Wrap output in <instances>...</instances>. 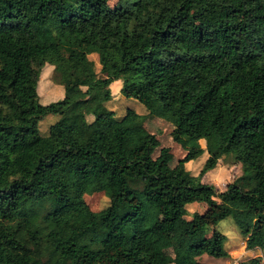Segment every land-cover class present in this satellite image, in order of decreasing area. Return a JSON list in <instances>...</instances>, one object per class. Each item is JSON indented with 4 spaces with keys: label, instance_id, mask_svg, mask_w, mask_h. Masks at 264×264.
<instances>
[{
    "label": "trees",
    "instance_id": "16d2710c",
    "mask_svg": "<svg viewBox=\"0 0 264 264\" xmlns=\"http://www.w3.org/2000/svg\"><path fill=\"white\" fill-rule=\"evenodd\" d=\"M112 1L0 0V264L226 260L218 226L229 218L248 250L264 251V0ZM47 65L63 97L43 104ZM117 81L173 126L187 151L177 169L144 115L117 120L110 93L92 101ZM205 152L194 177L186 164ZM221 162L252 170L256 188L203 183ZM96 193L109 199L99 212L85 200ZM187 216L189 245L174 259L155 236Z\"/></svg>",
    "mask_w": 264,
    "mask_h": 264
},
{
    "label": "rangeland",
    "instance_id": "374dc122",
    "mask_svg": "<svg viewBox=\"0 0 264 264\" xmlns=\"http://www.w3.org/2000/svg\"><path fill=\"white\" fill-rule=\"evenodd\" d=\"M115 3V0L112 1ZM96 64V71L100 73V63L98 55L90 56ZM54 67L47 65L41 73L38 93L43 104H49L60 100L63 97L62 88L54 81ZM123 82H114L109 87H102L92 94V101L103 100L104 97L110 93L111 100L105 102V106L115 113L117 120L122 119L128 110H134L139 115L146 117L143 125L152 134L156 135L161 141L162 148L171 149V157L169 166L175 170L179 167L180 161L187 155L179 144H176L172 139L173 126L167 121L157 118H148L147 109L144 105L135 99H129L122 95ZM59 117L55 115L48 116L39 124V130L42 135H48L50 126L58 121ZM203 148H206V141L200 142ZM160 149L156 152L155 158L158 157ZM208 159V153L205 152L200 158L193 160L186 164V169L192 176L198 177ZM203 183L213 185L218 192L226 191L232 183H237L244 190H253L257 186L255 174L252 170L239 165L231 166L224 162L219 163L218 167L211 172H208L204 178ZM85 200L91 209L95 212L104 210L109 205V199L104 193H96L93 195H86ZM195 205V204H193ZM190 206L191 213L202 210L200 206ZM191 216L184 217L180 220L176 228L164 237L159 238L155 236L156 243L160 245L164 252L174 259L181 258L187 250L189 239L186 236L187 227L191 223ZM218 230L227 236L226 250L230 257L226 260H220L209 256H204L202 262L205 264H240L249 261L253 258H264V251L259 249L250 251L246 248L245 239L242 236V229L235 223L233 218L226 219L218 226Z\"/></svg>",
    "mask_w": 264,
    "mask_h": 264
}]
</instances>
